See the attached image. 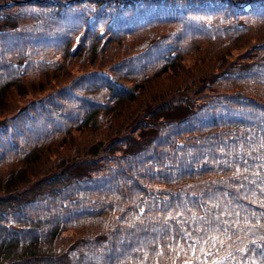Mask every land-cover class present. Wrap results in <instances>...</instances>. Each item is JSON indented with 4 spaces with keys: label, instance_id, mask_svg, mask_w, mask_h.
Instances as JSON below:
<instances>
[{
    "label": "trees",
    "instance_id": "obj_1",
    "mask_svg": "<svg viewBox=\"0 0 264 264\" xmlns=\"http://www.w3.org/2000/svg\"><path fill=\"white\" fill-rule=\"evenodd\" d=\"M258 31L264 0H0V264H264Z\"/></svg>",
    "mask_w": 264,
    "mask_h": 264
},
{
    "label": "rangeland",
    "instance_id": "obj_2",
    "mask_svg": "<svg viewBox=\"0 0 264 264\" xmlns=\"http://www.w3.org/2000/svg\"><path fill=\"white\" fill-rule=\"evenodd\" d=\"M241 22H243V26H245V23H244V21H241ZM256 34L257 35H261L262 36V38L261 39H251V38H248V36H245L243 33L241 34V36H243L242 38L240 37V39H238L239 41H241V40H243L244 38H245V40H244V43L243 44H241V45H239V46H236V48H232V49H229V50H231L232 52H231V54L233 55V57H235V56H237L236 58H234V60L233 61H236L237 59H238V57L239 56H244V53H246V50L249 48L248 46L251 44L252 46L254 45V44H258V42H260V41H262V40H264V32L263 31H258V32H256ZM248 42H250V44H248ZM239 44V42L237 43V45ZM198 53V51H195L191 56V58H193V56L195 55V54H197ZM234 53V54H233ZM223 54H226V52H221V53H218L217 52V54H215L213 57H212V62H215V63H213L211 66V70H215L216 71V68H219V67H227V64H228V62H227V59L225 58V57H223L222 55ZM212 55V54H211ZM120 57L121 56H115L114 58H112V59H110L107 63H106V66H109V65H111L113 62L115 63L118 59H120ZM217 59H219V60H217ZM221 61H222V63H221ZM231 61V60H230ZM232 61V62H233ZM239 61V60H238ZM244 62H247V59H246V61H244ZM86 64L88 65V63L86 62ZM218 65H220V66H218ZM189 72H192V73H195V72H197V70L196 71H190V70H187V73H183V72H180V73H178V74H176L173 78H171V79H167L166 81L168 82V83H170V84H172L173 85V87L172 86H170V87H168V88H165V90H164V88L162 87V89L159 87V86H157V85H153V87H151L150 88V90L152 91V92H157V93H168V94H171V93H173V92H175V91H177V89H179L178 87H179V85H181V84H183V83H185L187 80H189ZM72 75H70L69 77H71ZM66 78V80L64 81L65 82V84H67L68 82H69V79L70 78ZM73 78V77H72ZM71 78V79H72ZM70 79V80H71ZM181 81V83L179 84V85H176L177 83H179ZM39 89V91H41V89L40 88H38ZM180 90V89H179ZM32 91H35V89H33ZM10 99H11V101H10V103L12 104V105H15V103L17 104L18 102H22L23 100H27L28 99V97L27 98H25V99H22V98H20V97H17V100H15V101H13V97H11L10 96ZM11 109H13L10 105H9V103H8V101L7 102H5L4 104H3V106H1V108H0V118H3L4 116H6L7 114H9V112L11 111ZM190 109H188V108H182V107H174V108H172V109H169V110H166V111H164L162 114H161V116H160V118L161 119H164V120H170V119H179L180 117H182L184 114H186L188 111H189ZM100 134H102L101 133V131H100ZM99 135V134H98ZM97 134H96V136H98ZM103 135H105V132H103ZM81 137H82V134L80 135ZM89 136H91V135H89ZM96 136H94V137H96ZM106 136V135H105ZM94 137H92L91 136V139H89L88 138V140H89V142H87V144L86 145H90L91 143H93V140H94ZM9 140H11V138H9ZM14 140V139H13ZM12 140V141H13ZM65 145H67V146H65ZM70 146V148H69V146ZM73 143H71V141H69L68 143L66 142V144H62V146H65V147H63V148H61L62 146H59V148L57 149L58 150V152L60 151V153H57L56 154V156H62L61 158H65V162L66 161H68V160H71L72 158H73V156L74 155H70V153H71V147H73ZM60 149V150H59ZM73 149V148H72ZM77 155V154H76ZM59 161L58 160H56V162H55V157H54V159H50L49 157H47V161H46V165H50V163H53L52 165H55V164H57ZM101 184H102V181H101ZM101 184H99V185H101ZM113 184H114V182H111V181H109L108 182V187L109 188H106V189H104L103 190V192H105L106 194H110L112 191H113ZM44 203V202H43ZM30 213H32V210H30L29 211Z\"/></svg>",
    "mask_w": 264,
    "mask_h": 264
}]
</instances>
